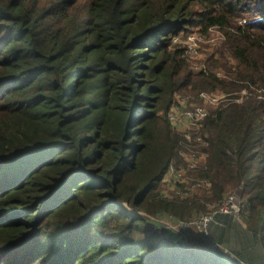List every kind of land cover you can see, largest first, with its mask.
Here are the masks:
<instances>
[{"label": "trees", "instance_id": "trees-1", "mask_svg": "<svg viewBox=\"0 0 264 264\" xmlns=\"http://www.w3.org/2000/svg\"><path fill=\"white\" fill-rule=\"evenodd\" d=\"M194 32L223 40L191 59ZM250 86L204 122L210 195L163 199L175 96ZM233 190L262 235L264 0H0V264H243L130 213L189 219Z\"/></svg>", "mask_w": 264, "mask_h": 264}, {"label": "built area", "instance_id": "built-area-1", "mask_svg": "<svg viewBox=\"0 0 264 264\" xmlns=\"http://www.w3.org/2000/svg\"><path fill=\"white\" fill-rule=\"evenodd\" d=\"M238 20L239 19L233 23V26H231L232 29L245 27L247 22L245 23L244 21ZM220 36L222 38V35ZM205 38L206 37L200 33L194 32L187 34L183 40L181 38H176L174 42L182 40L185 45V55L188 58L196 59L200 57L198 42L206 40ZM216 73L219 76H222L221 73ZM252 96L258 99L263 98L262 91L253 89L252 86L249 87V90L243 89L239 93L234 94L201 92L194 98L179 94L175 96V100L167 113V118L170 121L173 130L183 138V141L181 142L179 150L178 162L172 161L163 176L164 178L166 175H169L173 178L172 197L168 198L161 194L163 199L182 202L194 198L195 193L201 191V189L206 191L211 189L212 184L208 179L199 177L198 179H189L184 176V173L178 164L181 162L184 163L187 170L192 174L195 172H203L208 161L207 132L204 129L206 118L211 111L217 110L221 106L225 107L229 103L240 104ZM207 108L211 109V111L209 112ZM200 161L201 163H199ZM236 194H238V196H236L240 199L238 202L235 195H228L229 197L226 196V199L224 197L222 200L218 201L217 204L212 206V210L210 209L208 212L200 214L197 217L194 216L195 218L191 217L190 219L182 220L168 213H163L165 214L163 217L160 214H157L156 217L169 219L168 221H170V227L173 231L180 230L187 232L188 230H194L200 233L203 240L206 241V245H208L206 247L216 248L218 247V243L213 241L210 236V227L212 224H217L216 218L219 215H230L235 219H238L246 214V201L238 192H236ZM210 204L212 203H206L205 206L207 207ZM133 211L134 210H131L132 214L141 218L144 217L143 215L136 213V211ZM219 225L221 224L219 223ZM156 226L157 227H154L155 230L161 231L167 229V225L160 222ZM170 238L173 239V237Z\"/></svg>", "mask_w": 264, "mask_h": 264}, {"label": "crops", "instance_id": "crops-1", "mask_svg": "<svg viewBox=\"0 0 264 264\" xmlns=\"http://www.w3.org/2000/svg\"><path fill=\"white\" fill-rule=\"evenodd\" d=\"M216 221L217 224H212L210 227V236L213 241L220 244L219 246L224 247V244H226L232 248L233 252L229 253L243 264H264L261 233L248 229L247 214L238 219L230 215H219ZM189 241L194 245L191 246L190 243L179 240L188 247L204 248L206 246L200 241L195 243L197 240ZM223 249L227 251L225 248Z\"/></svg>", "mask_w": 264, "mask_h": 264}, {"label": "rangeland", "instance_id": "rangeland-1", "mask_svg": "<svg viewBox=\"0 0 264 264\" xmlns=\"http://www.w3.org/2000/svg\"><path fill=\"white\" fill-rule=\"evenodd\" d=\"M238 21H244L245 23L246 22L249 23V20L246 19V18H240ZM220 35H222V34L219 33V32H213L212 35H211V37L205 38L206 40H202V41L198 42L199 53H200V57L199 58L200 59L206 56V52H207L206 49H207V47H211V48L213 47V49L215 51L217 50V46H219L220 41L223 40V37L221 38ZM218 72L219 73H222V70H219ZM218 93L224 94L222 92H218ZM254 98H256V97H254ZM256 99H258V98H256ZM207 110L209 112L211 111V109H209V108H207ZM199 163H201V161ZM178 166H180V169L183 171L185 177H187L189 179H192V178L198 179V177H200L199 174L201 172H199V173L195 172V173H193L194 174L193 175L190 171L187 170V168H186V166H185L184 163L181 162V163L178 164ZM172 183H173V178L170 177L169 175L168 176L166 175L163 178L162 182L160 183V187H159V190H158L159 193L158 194L160 196L162 194L163 196L165 195L166 197L171 198L172 197V194H173V191H172ZM201 190L210 195L211 189L209 191H206V190H203V189H201ZM236 192H238V191L237 190H233V191L225 194L224 195L225 199H226V196H228V195L229 196L230 195H235V196L237 195L238 196V194H236ZM238 200H240V199L237 197V202H238ZM217 203L218 202H214V203L208 205L206 207L205 211L199 210L198 214L195 217L199 216L200 214H204V213L208 212L210 209L212 210V206H214ZM132 210H134V209H132ZM134 211H136V213L144 216L143 219H145L146 222H148V224L150 225V228L152 229V231L160 239L161 238L162 239H167V238L169 239L170 237H173L174 242H179V240H181V241H185L186 243H190L189 240H191L192 242H193V240H197L195 243H197L198 241H200V242L206 244V241L203 240L201 234L198 233V232H196V231H194V230H188L187 232L180 231V230H176V231L174 230L173 231V229L170 227L171 223H170V221H168L169 219L156 217L157 214H160L162 217H163V215H165V214H163L161 212H159V213H157V214H155L153 216L152 214L150 215L149 213L144 212L142 209L134 210ZM159 222L167 225V229L166 230H161V231L155 230L154 227H157L156 225L159 224ZM261 237H262V240H264V229L262 231ZM190 244H191V246L194 245V243H190ZM219 245L220 244H218V247L225 248L228 252H233L232 251V248H230L228 245L224 244V247L223 246H219ZM206 246H208V245H206ZM206 246H204V247H206ZM208 248H210V247H208Z\"/></svg>", "mask_w": 264, "mask_h": 264}]
</instances>
